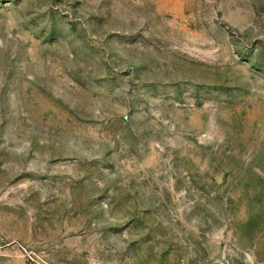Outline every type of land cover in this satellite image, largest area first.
<instances>
[{
	"label": "rangeland",
	"instance_id": "obj_1",
	"mask_svg": "<svg viewBox=\"0 0 264 264\" xmlns=\"http://www.w3.org/2000/svg\"><path fill=\"white\" fill-rule=\"evenodd\" d=\"M0 264H264V0H0Z\"/></svg>",
	"mask_w": 264,
	"mask_h": 264
}]
</instances>
